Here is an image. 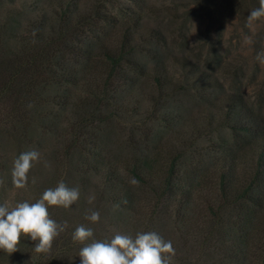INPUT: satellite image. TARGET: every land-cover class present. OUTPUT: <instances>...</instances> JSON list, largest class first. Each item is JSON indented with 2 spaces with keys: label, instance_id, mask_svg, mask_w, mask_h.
<instances>
[{
  "label": "rangeland",
  "instance_id": "1",
  "mask_svg": "<svg viewBox=\"0 0 264 264\" xmlns=\"http://www.w3.org/2000/svg\"><path fill=\"white\" fill-rule=\"evenodd\" d=\"M60 1L0 0V25L12 27L8 37L6 33L2 39L0 36V47L9 41L6 52L16 37L24 40L36 35L32 24L44 16L52 19ZM67 1L77 3L83 13L98 9L112 21L142 17L134 45L150 80L139 78L140 85L120 88L127 90L120 94L116 105L123 113L115 112L116 116L102 126L103 156L105 162L121 166L114 160L129 161L137 152L147 151L159 156V168L166 172L172 159L182 154L179 169L196 172L191 202L184 213L187 217H177L170 204L157 205L158 196L152 186L134 184L129 210L118 208L108 198L103 178L96 174L85 176L78 155L73 159L67 156L69 131L64 128L77 121L74 110L64 113V128L58 126L50 132V127L36 121L33 114L24 120H9L5 107L0 106V164L5 163L12 175L14 161L21 153H40L25 188H16L13 183L4 190L0 187L3 205L11 208L22 202L35 203L45 190L55 189L61 181L80 193L69 208L48 206L51 219L59 225L67 222L48 252H36L39 241L21 234L16 252L0 250V264H81L79 254L87 244L110 242L116 234L135 239L138 233L147 232L172 242L175 255L171 264H230L227 253L220 250L217 236L210 235L214 228L207 222L206 203L213 199L210 189L220 176L216 155H220L226 142L229 147L233 144L231 127L236 125V118L228 122L232 103L237 109L243 110L244 103L264 113V65L256 59L264 51V18L254 22V31L246 26L259 0H239L242 8L234 9L221 0ZM134 26L128 22V27ZM14 27L17 30L13 31ZM90 29H80L81 34H89ZM108 37L113 42L122 33L112 29ZM245 37H251L252 42H245ZM155 75H162V80L166 79L163 82L169 85L158 87ZM42 94L48 100L56 91L47 87ZM250 153L240 159L243 168L250 169L255 160ZM92 212L100 214L98 222L86 219ZM79 226L91 228L93 237L84 242L74 240L73 233Z\"/></svg>",
  "mask_w": 264,
  "mask_h": 264
},
{
  "label": "trees",
  "instance_id": "2",
  "mask_svg": "<svg viewBox=\"0 0 264 264\" xmlns=\"http://www.w3.org/2000/svg\"><path fill=\"white\" fill-rule=\"evenodd\" d=\"M221 1L232 9L242 8L239 0ZM99 12L92 9L83 13L77 3L61 0L52 19L44 16L32 24L36 35L24 40L16 37L13 47L6 52L9 41L1 46L0 106L5 107L9 120L20 121L33 114L36 121L50 127V132L58 126L64 128V113L74 110L77 121L64 128L69 131L67 156L73 159L78 155L85 176L96 174L103 178L108 198L115 206L129 210L135 179L136 184L156 190L158 206L170 204L177 217L186 218L184 213L191 202L196 172L179 169L182 154L172 159L166 172L159 168V156H151L147 151L137 152L129 161L114 160L121 166L105 162L102 126L116 116L115 112L123 113L116 105L121 100L120 94L127 90L120 88L140 85L139 78L147 82L150 79L134 45L142 17L135 16L134 20L130 18L131 12L129 20L112 21V17ZM127 21L135 26L128 27ZM89 26L90 33L81 34L80 29ZM116 28L122 37L112 42L108 33ZM11 30L7 23L0 25L1 39L4 33L8 37ZM154 80L158 87L169 85L163 82L166 79L162 80V75H155ZM47 87L56 94L45 100L42 93ZM232 118H236V125L231 127L233 144L229 147L226 142L220 155H216L220 176L210 189L213 199L206 203L207 222L214 228L210 235L217 236L220 250L227 253L230 264H264V113L244 103L243 110L237 109L232 103L229 123ZM249 152L255 160L250 169L243 168L240 159ZM10 174L9 167L0 164L2 190L12 185ZM2 190L0 205H3Z\"/></svg>",
  "mask_w": 264,
  "mask_h": 264
},
{
  "label": "clouds",
  "instance_id": "3",
  "mask_svg": "<svg viewBox=\"0 0 264 264\" xmlns=\"http://www.w3.org/2000/svg\"><path fill=\"white\" fill-rule=\"evenodd\" d=\"M264 18V0L252 10L247 18V27L254 31V22ZM251 43V37H245ZM257 61L264 65V51L257 54ZM40 153L36 150L21 153L14 161L12 170L13 185L23 189L28 183V173L34 162H39ZM133 184L138 183L135 179ZM79 190L68 188L63 181L55 189L44 191L40 200L29 204L18 203L15 207L0 205V250L16 252L21 234L39 241L35 245L38 253L48 252L54 239L64 231L67 222L57 224L49 217L48 206L69 208L79 199ZM92 222H98L100 214L92 212L87 216ZM93 237V230L79 226L73 233V239L84 242ZM81 264H171L175 255L171 241H165L154 232L138 233L133 239L129 235L116 234L110 242L94 241L80 251Z\"/></svg>",
  "mask_w": 264,
  "mask_h": 264
}]
</instances>
